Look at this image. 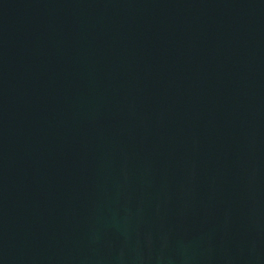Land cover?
I'll use <instances>...</instances> for the list:
<instances>
[{"label":"water","instance_id":"water-1","mask_svg":"<svg viewBox=\"0 0 264 264\" xmlns=\"http://www.w3.org/2000/svg\"><path fill=\"white\" fill-rule=\"evenodd\" d=\"M0 264H264V0H0Z\"/></svg>","mask_w":264,"mask_h":264}]
</instances>
